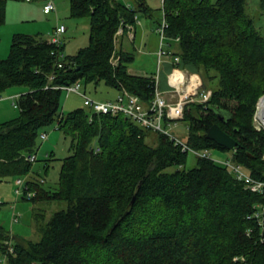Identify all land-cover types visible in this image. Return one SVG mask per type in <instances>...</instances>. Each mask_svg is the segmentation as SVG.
I'll list each match as a JSON object with an SVG mask.
<instances>
[{"label": "trees", "instance_id": "trees-1", "mask_svg": "<svg viewBox=\"0 0 264 264\" xmlns=\"http://www.w3.org/2000/svg\"><path fill=\"white\" fill-rule=\"evenodd\" d=\"M67 1L71 17L88 18L85 46L67 55L63 42H51L54 29L14 32L0 58V96L10 87L20 90L11 97L18 114L0 122V180L31 172L37 158L27 157L46 126L55 123L70 150L59 158L55 187L28 178L33 194H21L34 204L65 201L66 209L47 221L35 213V241L14 235L11 241L0 223V264H264V232L253 215L264 213V193L248 190L209 158L197 156L186 168L187 151L122 113L87 106L60 111L62 95L70 93L55 86L77 80L83 86L103 81L145 105L155 93L154 75L128 72L134 50L116 51L119 28L135 24L139 14L152 17L147 0H133L132 8L118 0ZM6 2L0 0V26ZM246 6V0H162L157 27L164 18V39L177 46L171 51L176 66L198 73L211 90L205 102L185 105L187 143L226 150L224 159L264 181V131L253 124L264 94V35ZM213 123L237 140L234 149L206 136ZM151 131L156 136L149 143Z\"/></svg>", "mask_w": 264, "mask_h": 264}, {"label": "rangeland", "instance_id": "rangeland-1", "mask_svg": "<svg viewBox=\"0 0 264 264\" xmlns=\"http://www.w3.org/2000/svg\"><path fill=\"white\" fill-rule=\"evenodd\" d=\"M58 2V0H55ZM63 1V0H61ZM247 6L246 11L249 13L255 20L256 26L264 35V8H261L259 5V0H246ZM148 5L151 8V18L146 16H142L145 22L151 27L156 25L157 21L163 16L162 13V0H147ZM68 11V6H67ZM53 12V11H52ZM45 13H49L46 12ZM42 11V3L41 0H7L6 2V10H5V21L0 26V58H5L9 52V46L11 42V36L9 37V33L13 32H23L25 31H33L28 33H36L41 32L44 35H47V30L53 27L55 24V18H52V14H45ZM70 18V17H69ZM66 18L65 14H59V23L64 19L65 23L70 27V31H68L69 37L66 36L67 33L64 32V36H62L63 43L69 42L73 39V35L75 33L79 35H83V30L76 28V25L72 22L68 23L67 20H71ZM72 18V17H71ZM77 20H84V22L88 18L79 17ZM57 23V24H59ZM56 24V25H57ZM55 25V26H56ZM89 25V23H88ZM150 27V28H151ZM74 30H76L74 32ZM71 33V34H70ZM87 37L89 36V30L87 31ZM73 34V35H72ZM156 40H160V36H156ZM78 41L80 40L77 39ZM168 39H164L160 42L159 48H163L165 53L159 57V62H162L166 59L167 50L166 48H170L168 45ZM158 44V41H157ZM172 44L173 49H176ZM69 48H73V43L68 45ZM135 51V56H138L134 61L132 60L129 63V69L133 73L141 74L142 72V56L145 54H141L139 51ZM174 60V59H173ZM153 71V70H152ZM153 73L158 74L157 70ZM154 75V76H156ZM11 88V87H10ZM7 89L2 93L9 92ZM82 91H86V94L90 97L97 98H107L113 97L115 92V88L108 86L103 81L99 83H88L87 85L81 88ZM16 95V94H13ZM2 99V100H1ZM0 100L2 103H5V113L0 114V122L11 117H14L18 114V108L13 105L11 96L4 95ZM62 103L60 104V111L67 112L76 107L84 106L82 96L79 93L71 92L68 96L65 94L62 95ZM63 108V109H62ZM41 132H47V138L44 140L39 139L38 141V149L33 152L36 154L37 160H35L32 164L31 172L26 176H20L23 179H36V180H44L42 186L45 188H52L57 185V178L60 168V159L68 154H70L69 146V138L65 137V135L56 128L55 123L44 127ZM171 132L185 140L187 134V121L180 120L178 124L172 128ZM156 136L155 131H151L149 133L148 140L149 143H152V139ZM209 152L211 153L212 158H226L229 155V152L226 150H218L216 148H210ZM49 155V156H48ZM197 156L192 152H188L187 159L185 163V167H192L196 162ZM47 163L48 167L45 169V164ZM16 178L13 176L5 177L0 180V223L3 227L9 231L11 235V241L14 242L15 237H24L25 239L30 240H38L40 238V234L35 230V218L34 215L37 212L43 213L44 221H47L50 215L57 210L66 209L67 203L65 201H51L49 203H36L29 200H25L20 196H16ZM14 206V208H13ZM12 212L18 216L17 221L12 220ZM14 235V236H12ZM5 264V263H4Z\"/></svg>", "mask_w": 264, "mask_h": 264}, {"label": "built area", "instance_id": "built-area-1", "mask_svg": "<svg viewBox=\"0 0 264 264\" xmlns=\"http://www.w3.org/2000/svg\"><path fill=\"white\" fill-rule=\"evenodd\" d=\"M44 10L51 12L56 10V4L53 0H47L44 4ZM166 21L163 18L162 23L157 27V32L160 36V42L165 38L164 28ZM66 31V27L63 23H59L55 26L53 34L50 38L51 42L57 45L63 42L62 36ZM165 51L163 48H159V57L163 55ZM179 58L174 56V65L171 72L168 74V83L172 87L171 94L176 97L173 100H169L166 97V92L159 89L158 75L155 76V93L152 100L147 104H143L138 96L130 94L126 91H122L121 94L112 101L94 99L82 91V85L79 80L66 84L58 85L56 88L65 90L67 93L76 92L83 98L84 106L91 108L94 112L102 114H118L122 113L129 116L133 121L150 128L155 131L166 134L170 139L174 141V144L179 145L183 151L192 152L198 157L209 158L228 167V169L235 175V177L244 183L245 188L252 192L264 193V181L258 180L247 173L243 167L229 159L212 158L209 149H196L191 147L186 139L182 140L178 136L174 135L171 130L181 120L184 114L185 105L191 101L205 102L208 100L211 90L203 87V81L201 76L196 72H191L187 69H181L176 66ZM114 62V61H113ZM61 63H58L60 66ZM53 77L52 75L50 76ZM15 95L14 97H17ZM17 107L15 101L12 102ZM253 124L258 130L264 131V94L260 95L255 103V110L253 113ZM57 126V125H55ZM57 128V127H56ZM47 138V132H40L39 139L44 140ZM36 154H31L27 157L29 161L36 159ZM264 158V152H263ZM27 179L21 177L16 178V196H20L23 191L27 192V196L33 193L28 190L26 184ZM261 205H257L260 208ZM14 208V206H13ZM263 210H255L254 216L257 218L264 232V213ZM12 220L17 221L18 216L15 212H12ZM9 251L13 250L12 246H9Z\"/></svg>", "mask_w": 264, "mask_h": 264}, {"label": "crops", "instance_id": "crops-1", "mask_svg": "<svg viewBox=\"0 0 264 264\" xmlns=\"http://www.w3.org/2000/svg\"><path fill=\"white\" fill-rule=\"evenodd\" d=\"M47 0H41L42 3V11L45 13L44 10V4ZM56 4V10L53 12H49L52 14V18H55V24L53 25V27L51 26L50 29L47 30V33L50 34L51 30L54 29L55 25L57 23H59V14L63 13L65 14L66 18H69L71 20H67L68 23L72 22L76 25V28L78 29H82L83 31V35H79L77 33H75L73 35V39H71L69 42H67L66 44H64V53L69 55V54H74L80 47L85 46L88 42V37H87V31L89 30V25H88V21L86 20L84 22H82V20H77L80 18H71L70 13H69V6H68V1L67 0H58L55 1L53 0ZM124 4H126V6H129V8L133 7V0H118ZM67 6H68V11H67ZM49 13H45V14H49ZM139 14L137 17V21L135 22V24L133 25H127L124 27H121L118 29L117 31V44H116V51L119 50H136L141 52V54L145 53L142 56V62L140 63V66L142 65V72L141 74L138 73H133L132 71H130L129 69V64H128V72L131 74H135V75H143V76H149V75H156L155 73H153V71L155 72L157 70L158 67V86L159 89L162 91L166 92V97L169 100H173L176 96L171 94L172 87L170 86V84L168 83V74L171 72V69L173 68L174 63V55L171 51L175 50L172 47V44H175V42L173 40L169 39L168 41V45L170 48H166L167 50V56L166 59L163 60L162 62H159L158 59V51H159V46H160V40H156L159 34L157 32V23L156 25H154L153 27H151V25L147 24L145 22V20L142 18V15ZM149 18V17H148ZM60 23H63L66 27V31L65 33L67 37H69L68 35V31H70V25L68 26L64 19H62V21H60ZM151 27V28H150ZM68 30V31H67ZM25 33L28 32H33V31H25L22 30ZM76 30H74L75 32ZM16 32V31H15ZM14 33V32H13ZM13 33H9V37L12 36ZM37 33V32H36ZM47 34V35H48ZM71 34V33H70ZM63 37H65L63 35ZM80 40L78 41L77 39ZM158 41V44H157ZM70 43H73L74 47L73 48H69L68 45ZM175 46V45H174ZM176 47V46H175ZM135 52V51H134ZM139 56V55H138ZM135 56V58L133 59V61L138 57ZM117 58L115 57V59L113 60L114 63H116ZM175 66V65H174ZM153 70V71H152ZM11 90H8L9 92L6 93H2L0 96V99L2 97H4V95H10L11 97L13 96V94H19L20 90L14 89V88H10ZM117 92H115L113 97H107V98H97V97H92L94 99H98V100H107V101H112L114 100L116 97H118L122 91L115 89ZM86 92V91H85ZM2 100V99H1ZM0 100V114L5 113V103H2ZM48 135V134H47ZM49 156V155H48ZM59 159V158H58Z\"/></svg>", "mask_w": 264, "mask_h": 264}, {"label": "water", "instance_id": "water-1", "mask_svg": "<svg viewBox=\"0 0 264 264\" xmlns=\"http://www.w3.org/2000/svg\"><path fill=\"white\" fill-rule=\"evenodd\" d=\"M206 136L227 149H234L237 146V140L224 131L217 123H213L209 127Z\"/></svg>", "mask_w": 264, "mask_h": 264}]
</instances>
